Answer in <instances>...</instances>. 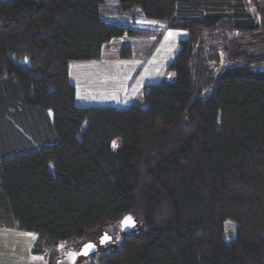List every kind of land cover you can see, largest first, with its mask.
I'll use <instances>...</instances> for the list:
<instances>
[{"label":"trees","instance_id":"obj_1","mask_svg":"<svg viewBox=\"0 0 264 264\" xmlns=\"http://www.w3.org/2000/svg\"><path fill=\"white\" fill-rule=\"evenodd\" d=\"M116 1L186 32L142 105H77L68 69L147 31L103 20L105 0H0V227L36 233L53 264L96 230L121 234L101 264H264V17L245 0Z\"/></svg>","mask_w":264,"mask_h":264},{"label":"rangeland","instance_id":"obj_2","mask_svg":"<svg viewBox=\"0 0 264 264\" xmlns=\"http://www.w3.org/2000/svg\"><path fill=\"white\" fill-rule=\"evenodd\" d=\"M116 3V0H105V2L101 4L100 16L103 20L110 23L129 25L133 28L147 31L148 33L139 36L113 38L111 42L107 43L109 50L104 53L105 57L112 59L115 57V54H118L122 47L131 46L134 53V61H140L143 58L146 60L145 65L136 75L138 78H141L142 80H149L144 81V83L147 84L171 81L172 78H174V74L171 71H167L166 68H162L161 64L167 62L165 63L167 66L170 63L176 50L179 48L178 41L186 37V32L180 29H166L164 22L162 21L145 19L141 17L137 8H135L133 12L127 14L120 13L116 9ZM245 3L248 13L255 15L258 21H262L264 17V0H245ZM209 45L213 46L214 43L210 42ZM254 49L255 47L252 48V50ZM27 62L28 61L25 59L21 62V64L25 66ZM111 62L113 63V61ZM74 65L75 64H73V66ZM78 65H80V63L77 64L74 70L77 74V77L80 75V73H78L80 71V69H78ZM102 74H104V72H101V75ZM80 87V82L77 81V98H75V103L77 105H116L118 107H126L131 103H139L142 105V94L139 93V95H135V99L131 100L127 92H125L124 85H122V87L115 88L114 91H111L110 89L106 90L107 87H90L87 89L83 88L82 91V88ZM117 92H123L122 95H124L119 96ZM119 227L120 224L118 228ZM234 229L235 223L231 220H225L223 223V238L225 240L232 238L234 236ZM96 231L97 241L104 235L109 237V239L100 244V247L105 249L107 253L109 250H112L115 247L113 246V243L115 241L119 242L121 239V234L119 231H107L109 234L106 232L102 233V231L99 230ZM81 241V243L85 242L83 240ZM71 248L72 244L70 242H63L57 246L55 252L59 256L61 255L62 251H66ZM99 249L94 255L81 259L78 264H101L103 255ZM45 258L37 256L33 264H53L54 259L50 261V257L47 256V258Z\"/></svg>","mask_w":264,"mask_h":264},{"label":"crops","instance_id":"obj_3","mask_svg":"<svg viewBox=\"0 0 264 264\" xmlns=\"http://www.w3.org/2000/svg\"><path fill=\"white\" fill-rule=\"evenodd\" d=\"M109 42H111V40ZM107 50H109V46L106 43L100 58L94 60L71 61L69 63L68 76L69 80L75 86V98H77V81L80 82L82 91L83 88L87 89L90 87H107L106 90L110 89L114 91L115 88L124 85L125 92H127L131 100L135 99V95L141 94L144 85L147 84L144 83V81L149 80H142L136 75L145 65L146 60L143 58L140 61H134L132 48L131 56L128 58H121L120 50L117 55L115 54L114 58H106L104 53ZM111 61H113V63ZM78 63H80V65H78V69H80L78 73H80V75L77 77L74 70ZM165 63L161 64L162 68H167ZM73 64L75 65L73 66ZM101 72H104V74L101 75ZM117 93L120 96L123 92ZM36 237L37 234L33 232L0 227V264H33L37 256L31 253V249Z\"/></svg>","mask_w":264,"mask_h":264},{"label":"water","instance_id":"obj_4","mask_svg":"<svg viewBox=\"0 0 264 264\" xmlns=\"http://www.w3.org/2000/svg\"><path fill=\"white\" fill-rule=\"evenodd\" d=\"M134 224L135 221L129 214H127L120 220V229L122 231H127L132 229ZM104 236L99 239V244L102 243V238ZM106 238L109 239V237ZM96 250L97 245L92 241H87L81 244L78 249H69L64 251L63 254L54 261V264H76L81 257H88L89 255L95 253Z\"/></svg>","mask_w":264,"mask_h":264},{"label":"flooded vegetation","instance_id":"obj_5","mask_svg":"<svg viewBox=\"0 0 264 264\" xmlns=\"http://www.w3.org/2000/svg\"><path fill=\"white\" fill-rule=\"evenodd\" d=\"M106 237H107V236H106ZM106 237L104 236V237L102 238V240H103L102 242H104V241H106V240H107V238H106ZM92 242H93V241H92ZM98 242H99V240H98ZM101 244H102V243H101ZM96 245H97V247H98V245H100V244H99V243H97Z\"/></svg>","mask_w":264,"mask_h":264},{"label":"snow or ice","instance_id":"obj_6","mask_svg":"<svg viewBox=\"0 0 264 264\" xmlns=\"http://www.w3.org/2000/svg\"><path fill=\"white\" fill-rule=\"evenodd\" d=\"M28 235H32V234H28Z\"/></svg>","mask_w":264,"mask_h":264}]
</instances>
